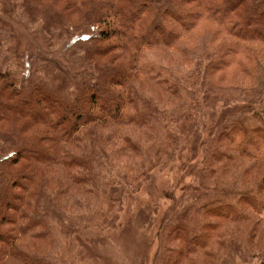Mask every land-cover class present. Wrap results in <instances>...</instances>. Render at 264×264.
Instances as JSON below:
<instances>
[{
  "label": "trees",
  "instance_id": "obj_1",
  "mask_svg": "<svg viewBox=\"0 0 264 264\" xmlns=\"http://www.w3.org/2000/svg\"><path fill=\"white\" fill-rule=\"evenodd\" d=\"M185 133L196 195L161 264H264V0H0V264H71Z\"/></svg>",
  "mask_w": 264,
  "mask_h": 264
},
{
  "label": "rangeland",
  "instance_id": "obj_2",
  "mask_svg": "<svg viewBox=\"0 0 264 264\" xmlns=\"http://www.w3.org/2000/svg\"><path fill=\"white\" fill-rule=\"evenodd\" d=\"M179 118L184 119V116ZM204 123H208L206 119L202 120L200 128ZM200 135L205 142L209 132L207 130L206 134ZM180 137L181 140L173 151L174 159L168 161L162 170L156 171L152 180L139 193L126 192L114 225L91 228L90 224H87L83 232L74 234L68 243L63 245L68 249L67 256L63 251L61 254L68 263L161 264V258L165 257L169 248V231L165 228L169 229L175 220L169 221L194 201V188L197 185V172L204 145L201 140L194 147L192 134L185 133ZM152 204L156 205L157 212L140 220L139 209ZM245 239L246 235L240 232L236 243L253 255L250 247L244 242ZM237 252L240 254H236L233 264H257L255 260L244 261L242 255L245 253L239 250Z\"/></svg>",
  "mask_w": 264,
  "mask_h": 264
}]
</instances>
